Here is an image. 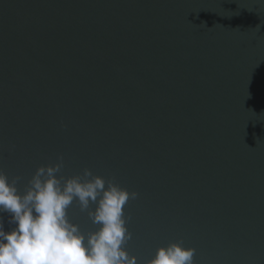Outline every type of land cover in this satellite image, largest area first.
<instances>
[{
	"label": "water",
	"instance_id": "water-1",
	"mask_svg": "<svg viewBox=\"0 0 264 264\" xmlns=\"http://www.w3.org/2000/svg\"><path fill=\"white\" fill-rule=\"evenodd\" d=\"M61 156L138 193L137 264H264V0H0V170Z\"/></svg>",
	"mask_w": 264,
	"mask_h": 264
},
{
	"label": "clouds",
	"instance_id": "clouds-1",
	"mask_svg": "<svg viewBox=\"0 0 264 264\" xmlns=\"http://www.w3.org/2000/svg\"><path fill=\"white\" fill-rule=\"evenodd\" d=\"M63 157L39 166L22 192L19 177L0 170V264H137L125 247L132 238L124 208L138 193L93 174L65 176ZM78 204L93 229L69 216ZM8 215L9 229L3 215ZM195 249L182 242L157 248L147 264H194Z\"/></svg>",
	"mask_w": 264,
	"mask_h": 264
}]
</instances>
